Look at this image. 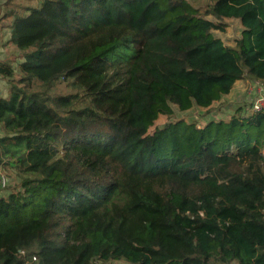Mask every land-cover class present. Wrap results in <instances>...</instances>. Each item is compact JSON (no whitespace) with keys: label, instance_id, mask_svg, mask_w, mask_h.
Wrapping results in <instances>:
<instances>
[{"label":"trees","instance_id":"16d2710c","mask_svg":"<svg viewBox=\"0 0 264 264\" xmlns=\"http://www.w3.org/2000/svg\"><path fill=\"white\" fill-rule=\"evenodd\" d=\"M9 16L22 55L0 60V153L18 178L1 186L0 264H264V111L170 119L264 83V0H39ZM229 18L232 46L214 34Z\"/></svg>","mask_w":264,"mask_h":264},{"label":"rangeland","instance_id":"374dc122","mask_svg":"<svg viewBox=\"0 0 264 264\" xmlns=\"http://www.w3.org/2000/svg\"><path fill=\"white\" fill-rule=\"evenodd\" d=\"M195 2V0H191ZM39 0H0V60L11 63L14 67L18 61L21 60L22 52L14 47L8 40L10 30L8 24L10 21V14L19 12L25 6L37 5ZM211 18V17H209ZM212 19V18H211ZM224 30L214 31L215 36L219 37L226 45H234L237 38L241 36L242 26L238 19L229 18L224 19ZM6 79L0 78V91L5 95L7 91ZM65 88L62 83L56 84L51 92H62ZM264 96V83L251 80L249 78L240 79L235 81L230 92L222 95L219 101L213 102L209 108H199L193 105L190 109L181 111L175 105H172L173 114L171 120L179 118L187 122H195L199 125H204L210 119L218 120L220 118H228L237 108L242 112L251 111V104L255 97ZM167 121V118L160 116L156 121L155 126H162ZM3 131L0 130V136H3ZM0 171L1 174L6 176L7 187L17 181L16 173L13 169V161L2 152L0 153ZM0 190H3L0 184ZM231 264H238L232 262Z\"/></svg>","mask_w":264,"mask_h":264},{"label":"built area","instance_id":"2783aa9c","mask_svg":"<svg viewBox=\"0 0 264 264\" xmlns=\"http://www.w3.org/2000/svg\"><path fill=\"white\" fill-rule=\"evenodd\" d=\"M252 111H264V96L260 95L258 97H255L252 106H251ZM6 176L1 174L0 171V184L1 186H4L6 184Z\"/></svg>","mask_w":264,"mask_h":264},{"label":"crops","instance_id":"0c3cea01","mask_svg":"<svg viewBox=\"0 0 264 264\" xmlns=\"http://www.w3.org/2000/svg\"><path fill=\"white\" fill-rule=\"evenodd\" d=\"M5 193H7V191H6V190H0V196H4V195H5Z\"/></svg>","mask_w":264,"mask_h":264}]
</instances>
